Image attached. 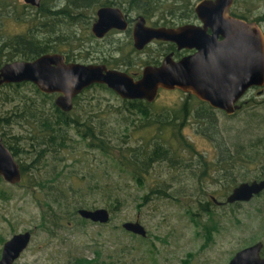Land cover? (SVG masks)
Instances as JSON below:
<instances>
[{
    "label": "rangeland",
    "instance_id": "374dc122",
    "mask_svg": "<svg viewBox=\"0 0 264 264\" xmlns=\"http://www.w3.org/2000/svg\"><path fill=\"white\" fill-rule=\"evenodd\" d=\"M11 1L15 4L10 8L9 16L3 4L5 0H0L2 34L25 31L27 24L17 21L16 12L28 18L33 12L31 7L26 9L24 0ZM63 1L47 0V3L56 8L54 3ZM162 1L152 19H178L181 15L179 3ZM192 1L195 4L198 0ZM238 5L249 8L250 15L264 16V0H238ZM99 6V3H92L78 8L81 13L73 23L66 20V16L54 18L52 25L45 19L42 30H59L55 35L46 31L40 35L56 38L65 49H78L84 53L87 49H107L119 43L123 46L117 52L120 57L122 54L133 56L131 70H139L146 59L161 52L157 49L158 44L134 52L133 44L127 43L129 34L126 30L112 31L96 41L91 35L92 25H88L96 18ZM127 12L130 17L137 15L135 10ZM21 83L0 85V133L4 141L19 146L18 160L22 157L29 164L35 162L40 169L31 164L30 173L22 184L11 183L2 176L0 256L4 242L14 233L27 229L32 231L31 242L15 264H99L93 260L97 247L102 250V258L110 264H225L239 248L264 240V193L241 203L217 204L212 199V195L226 199L235 185L263 174L260 172L263 162H254L244 154L237 160L214 163L216 158L224 155L222 150L226 155L232 153L237 157L235 150L243 145L247 144L250 149L254 143L264 145V95L254 91V102L229 115L218 108L212 107V110L208 103L197 97L191 98L182 89H161L152 102L153 113L180 109L184 105V118L177 120L172 128L158 123L144 124L145 118L130 112L126 98L116 91L92 88L82 98L76 112L89 116L87 101L91 98L100 110L98 122L103 121L105 127H109L106 132L112 138V145L128 156L132 148H138L139 159L147 157V151L158 140L165 141L171 149L169 158L173 161L159 159L151 162L146 171H134L124 161L126 156L121 155L120 150L113 148L112 152L106 153L89 146L87 139L79 134H71L69 146L57 155L49 153L48 157L36 160L33 136L37 130L33 125L37 123H33L31 111L38 115L41 111L51 113V100L44 98L42 91L37 92L31 81ZM93 90L97 97L92 98ZM56 96L57 93L52 96L53 101ZM26 104L33 105V109L22 111ZM203 110L212 111V117L216 118L213 124L208 122L209 118L197 116ZM233 161L232 172L220 170L221 166L227 168ZM206 163L211 166L206 167ZM138 173L141 180L137 179ZM49 175L59 178L48 185L55 189L62 187L67 193L68 198L61 204L43 202V198L49 197L48 193L35 181L47 179ZM231 176H234L233 181ZM147 193L149 196L145 199ZM117 195L122 202L118 209H110L112 218L109 222L83 220L74 211L76 201H83L82 206L90 208H110ZM207 201L212 209L202 213L198 224L196 213H201V203ZM138 212L149 231L147 237L131 234L122 227L124 220L136 219Z\"/></svg>",
    "mask_w": 264,
    "mask_h": 264
},
{
    "label": "water",
    "instance_id": "95a60500",
    "mask_svg": "<svg viewBox=\"0 0 264 264\" xmlns=\"http://www.w3.org/2000/svg\"><path fill=\"white\" fill-rule=\"evenodd\" d=\"M42 0H25L39 6ZM232 0H200L196 10L205 22V28L190 24L178 26L146 24L141 16L133 29L134 44L143 48L154 38L173 40L179 48L196 47L193 54L179 59L168 53L160 64H147L137 78L129 72L109 67L105 62H82L68 60L63 52H43L33 59L6 61L0 66V85L21 81L34 82L41 91L58 93L57 106L71 110L74 98L94 83H104L127 99L141 98L153 102L160 89L180 88L208 101L228 114H233L241 105L237 101L253 85L264 84V32L256 21H248L229 15ZM128 20L123 9L115 5H102L97 9V18L92 24L95 35L103 37L112 28H127ZM211 27L212 34L206 32ZM226 36L221 45L229 49L231 69H220L217 36ZM223 67V66H222ZM0 174L11 183L22 180L19 160L6 144L0 133ZM264 189V177L244 180L229 193L227 200H250ZM82 217L107 222L111 218L105 206L79 207ZM123 226L145 235L147 229L140 221L127 220ZM32 231L27 229L14 233L3 244L0 264H15L28 246ZM262 241L238 250L226 264H264L260 251Z\"/></svg>",
    "mask_w": 264,
    "mask_h": 264
},
{
    "label": "trees",
    "instance_id": "16d2710c",
    "mask_svg": "<svg viewBox=\"0 0 264 264\" xmlns=\"http://www.w3.org/2000/svg\"><path fill=\"white\" fill-rule=\"evenodd\" d=\"M92 3H99L100 5L103 4H116L120 5L126 8V10H135L137 13L142 12L148 15L149 13L152 14V12H149L150 9L153 8L156 9V7H160L159 0H143V4H140V0H64L62 3H54L57 5L56 8H54L51 4L47 3V0H42L40 6H33L31 4L24 3V5L27 8H32L33 12L32 15L28 18L27 15H20L16 12L17 21L26 23V30L20 31V32H9V34H2L0 33V59L1 61H12L18 59H32L38 56L39 54L43 52L48 51H64L67 54L68 59H78V58H88L91 54L90 49L86 50V53H84L82 50H70L63 48L60 43L56 41V38H45L40 35L41 32H50L54 34L59 28H55L52 30L49 29H43L41 26L43 25L42 22L45 21V19H49V24L52 25V22L54 21V18L61 17L66 20H69L71 23L76 21L78 18L76 17L81 12H78V8L82 7H88ZM7 11L9 16H11L10 8L13 4H15V1L11 0H5ZM157 8V9H158ZM75 13V14H74ZM92 21V19H91ZM91 24L88 26L90 27ZM55 35V34H54ZM91 35L95 38L96 41H99L96 39V36L91 33ZM105 38V37H104ZM112 47L107 48L103 51V57L98 56L97 58H100L102 61H106L108 63H117L116 57L113 55L111 57L112 53ZM63 52V53H64ZM79 61V60H78ZM82 61V60H80ZM85 62V61H82ZM145 63H153V60L146 59ZM24 82V81H21ZM21 82H16V85H21ZM33 84L35 90L39 93H41V90L39 87L31 81ZM92 88L96 89H108L114 92L112 88L107 86L104 83H94L88 87H86L81 93L77 94L74 98V106L71 110H63L57 104L55 101L52 100V96L56 93H47L43 92L44 98H49L51 100V106H52V112H45L41 111L40 115H38L37 112L31 111V116L34 117V122L37 123L36 126L33 125V127L37 130L36 134L33 136L34 138V145H33V154H36L35 159H40L42 157H48L49 153H54V156L57 155L60 151L65 149L69 146V140L72 138L71 134H79L82 138H86L88 141V145L91 147H94L96 149H101L103 151H106V153L112 152L113 148L120 150L121 155H125L126 158L124 159L125 162H127L128 166L131 168V170L137 171H146L150 165L151 162H154L159 159H168L170 161H173L174 159L169 158V152H171V149L166 144L165 141L158 140L155 142L154 147L147 151V157H144L142 159H139V156L141 152L138 150V148H132L131 155L128 156L127 153L123 152L121 148H117L115 144L112 143V138L108 136L106 132V129L109 127H105V124L103 121L98 122L97 117L99 116V108H97V105L93 103L92 99H88L87 105L90 107V115L83 116L82 114H79L76 112V109L78 105L80 104L82 98L86 96L89 91ZM96 90H93L92 98L97 97L95 94ZM125 102L127 103L126 107L130 112H136L145 118L144 124H151V123H158L160 126L165 125H175L178 121H181L185 113L183 112L184 105L180 109L175 110H164L162 112H157L156 114L153 113L152 110V102H149L146 99L141 98H133V99H125ZM210 107V106H209ZM211 108V107H210ZM33 109V105L26 104L23 106L22 111H27ZM93 111H92V110ZM212 109V108H211ZM212 111L210 110H203L202 112L199 111L197 113V116H201L202 118H209L208 122L210 124H213L215 122V117L211 115ZM103 117V116H102ZM1 118V117H0ZM104 118V117H103ZM5 119L8 120V117H5ZM181 127V124L178 126ZM74 131V132H73ZM71 132V133H70ZM5 139V138H4ZM264 139V137H263ZM261 141V140H260ZM5 142L8 144V146L12 149L14 154H18L19 146L14 143H8L6 140ZM264 144V140L262 141ZM261 143V144H262ZM264 146V145H263ZM262 146L256 145L254 143L253 149L245 148L242 146L241 148H238V150H235L237 154V159L241 158V156L244 154L245 158L248 159V157L252 158L254 162L262 161L263 164L261 166L260 172L263 173L262 175H257L255 178H261L264 175V151L261 148ZM245 148V150H243ZM264 148V147H263ZM222 153L224 154V150H222ZM20 157V153L18 154ZM247 155V156H246ZM21 164L22 169V180L19 183H23L25 180V177L30 173L29 170L31 169L30 165L32 164L37 170H39L38 164L34 163H27V160L22 159L19 160ZM36 164V165H35ZM170 165H174L173 163H170ZM47 179H37L35 182L36 184L45 187L46 191L48 193V198H43V202H46L47 204H51V202H56L58 204L63 203L64 200H66L67 193L62 187H56L52 188L51 185H48V183L55 182L59 176L56 175H49L46 176ZM3 177L0 174V182L2 181ZM137 179L141 180L142 177L137 174ZM230 179L233 181L234 176H231ZM254 179V178H253ZM156 192V191H153ZM151 192V193H153ZM149 196V193L145 194V199H147ZM41 200V199H40ZM114 203H111L110 209H118L119 204H121L122 199L120 198V195H117L114 197ZM83 201H76L74 203L75 205V213H79L78 209L79 207H86L82 206ZM203 207H201L202 211L201 213H196V215H199V220H197L198 224L201 222V216L204 211L209 212V207H207V204H202ZM78 207V208H76ZM199 209V210H201ZM81 216V215H80ZM82 217V216H81ZM83 220H87V218L82 217Z\"/></svg>",
    "mask_w": 264,
    "mask_h": 264
},
{
    "label": "flooded vegetation",
    "instance_id": "af4514ba",
    "mask_svg": "<svg viewBox=\"0 0 264 264\" xmlns=\"http://www.w3.org/2000/svg\"><path fill=\"white\" fill-rule=\"evenodd\" d=\"M173 1L176 2L177 4L179 3L178 5L181 6V15L179 16L178 19H174V17H173V19H170V20H168V19L166 20L164 18H160V19H156V20H153L152 19L154 17V15L156 14L157 10H158L157 9L158 7H156V9H154V10H153V8L149 10V12H152V14L149 13L148 15H146L145 13L139 12V13H137V15L135 17H130L129 16V13L127 12L129 10L126 11L125 7H123V6L116 5V4H103V5H115V6L121 7L123 9L124 13H125V18H126V20H128V23L129 24H128L127 28H125V29H123V28H112L103 37H99V36L95 35L94 32L92 31V33L96 36V39L102 40V39H104V37H106L112 31H114V32H123V30H126L127 33L129 34V37L127 39V43L128 44H133L132 50L134 52L137 51V50L138 51H142L143 49H146L148 46L156 45V44L159 45V46H157V49H159L161 51L159 54H155L154 56H151V57L148 58L150 60H153V63H145L139 70H131V67L133 66L132 63H133V60H134L133 59V56L131 54H122V56L120 57L117 52H119V50L122 49L123 46L121 44H119V43H114V45L112 47L113 48L112 49V53L113 54H111V57L114 55L116 57V59H117L118 62L117 63H108V62L105 61V63H107L109 67H114V68H118V69H121L123 71L129 72L130 74H132V75H134V76H136L138 78L141 75L142 70H143V68H144L145 65H147V64H160L162 62V60L164 59V57L168 53H173V57L175 59H179L180 57H182L184 55H189V54H193L194 52H196L197 51V48L195 46L194 47L185 46V47L179 48L177 42H175L173 40H167V39L154 38L151 41H149L143 48H137L135 46V44H134L133 29H134V26H135L137 20L141 16H144L145 17L146 24L153 25V26H159V25L178 26V25H181V24H190V25H194L195 26L194 28H196V27L205 28V22L202 20V18L200 17L199 13L196 10V5H197V3L200 0H198L195 4H194V1H192V0H173ZM161 2H163V1L162 0H159V5H161ZM27 4H30V3H27ZM140 4L141 5L143 4V0H140ZM31 5H33V4H31ZM33 6H37V5H33ZM100 6H102V5H100ZM250 12H251V10H249V8L243 9L242 6L238 5V0H232L231 4L228 6V12L227 13L229 15L233 16V17L243 18V19L248 20V21H256L261 26V28L263 29V32H264V16L262 14L257 15V16H253V15H250ZM96 18H97V10H96ZM95 19H92L91 25L93 24V22L95 21ZM91 29H92V26H91ZM206 32L209 33V34H212L213 33V30L209 26L208 28H206ZM225 38H226V36L224 34H222V33H219V35L217 36V42L220 44V47L218 48L219 59L223 62V64H222L223 67L221 66L220 69H224L225 73H227L229 71V69L232 68V66L230 67L231 64H230L229 58H231V54H229V49L226 48L224 45L223 46L221 45V43L224 41ZM104 50L105 49H102V48L92 49V50H90L91 51V54H90V56L88 58H86V59H84V58H78V60H83V61H86V62H104V61L100 60L101 56L102 57L104 56L103 55V51ZM59 52H64V51H59ZM161 55H162V57H161ZM66 56H67V54H66ZM98 56H100V58H97ZM67 59H68V57H67ZM68 60H72V59H68ZM73 60H77V59H73ZM88 60H91V61H88ZM4 62H6V61H1V59H0V66ZM14 83H16V82H14ZM161 89H163V88H161ZM178 89H180V88H178ZM254 91L258 95H264V84L263 85H253V86L249 87L246 90V92L243 94V96L237 101V103H239L241 106L234 113H237L238 111L242 110V108L244 106H247V105H249V104H251L252 102L255 101L254 96H253L255 94ZM185 92L191 98H194V97H197V99L199 98L197 95H195L193 93H190V92H187V91H185ZM159 94H160V92H159ZM200 100H202V99H200ZM202 101L208 103V105L211 108L214 107L208 101H205V100H202ZM214 108H218V109H221L224 112H226V110H224L222 108H219V107H214ZM212 110H213V108H212ZM229 115H232V114H229ZM215 120H216V118H215ZM184 123H185V121H184ZM183 126H185V125H183ZM248 140H250V139H248ZM243 146L244 147H247V144L246 145H243ZM263 147L264 146H262L261 148L264 151V148ZM251 149H253V147ZM226 154L227 153H224L223 156H219L218 158H216L214 165L220 164V163L224 162L225 160L226 161H229L230 159L231 160H237L236 155H234L232 153H229V155H226ZM205 165H206V167H209L210 164L206 163ZM234 167H235V163L233 161L232 165H229L227 168L221 166L220 167V170L221 169H223V170H227L228 169L230 172H232V170L234 169ZM231 191L232 190H230V192ZM229 193L227 194L226 199H220L219 197H217L215 195H212L213 202L214 203H217V204H231V203L247 202V201H250L255 196H258L259 194L264 193V189L261 190L259 193L254 194V196L250 200H235L233 202H230V201L227 200V197H228ZM201 204H205V205L207 204V207H209V210L212 209L209 206V202L208 201L207 202H202ZM97 207H100V206H97ZM91 208H95V207H91ZM108 209H109V211L111 213L110 208H108ZM140 214H141L140 212L137 213V215H139V219H140ZM111 218H112V213H111ZM111 218H110V220H111ZM136 219H137V217H136ZM87 220H92V219L87 218ZM110 220H108L107 222H109ZM129 220H135V219H129ZM92 221H94V220H92ZM125 221H127V220H124L122 222V227L125 230L130 231L131 234L140 235L142 237H147L149 235V231H148V229H147L146 226L145 227L147 229V233L145 235H143L141 233H137V232H134L132 230H128L127 228H125L123 226V223ZM140 221H141V219H140ZM95 222L106 223V222H101V221H95ZM31 239H32V237H31ZM257 241H262L263 242V246L261 248L260 253L264 257V240H257ZM257 241H255V242H257ZM30 242H31V240H30ZM30 242H29V244H30ZM251 244H253V243H251ZM251 244H249V245H251ZM246 246H248V245H246ZM246 246H244V247H246ZM242 248L243 247L239 248L238 250H240ZM238 250H236L235 253ZM234 254L230 257V259L234 256ZM110 257H113V256H110ZM93 260H97L98 262H100L102 264H110L107 260L105 261V259L102 258V250L99 247H97L96 257ZM229 260L227 262H229Z\"/></svg>",
    "mask_w": 264,
    "mask_h": 264
}]
</instances>
